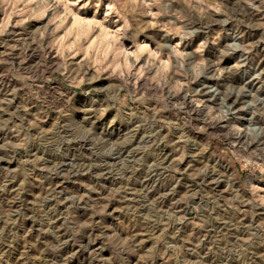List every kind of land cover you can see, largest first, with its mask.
Instances as JSON below:
<instances>
[{"label":"rangeland","instance_id":"1","mask_svg":"<svg viewBox=\"0 0 264 264\" xmlns=\"http://www.w3.org/2000/svg\"><path fill=\"white\" fill-rule=\"evenodd\" d=\"M0 264H264V0H0Z\"/></svg>","mask_w":264,"mask_h":264},{"label":"bare ground","instance_id":"2","mask_svg":"<svg viewBox=\"0 0 264 264\" xmlns=\"http://www.w3.org/2000/svg\"><path fill=\"white\" fill-rule=\"evenodd\" d=\"M220 127V126H219ZM226 168V167H225ZM227 170H230L228 167H227ZM227 172V171H226ZM228 172H230V171H228ZM250 259V258H249ZM261 259V258H260Z\"/></svg>","mask_w":264,"mask_h":264}]
</instances>
